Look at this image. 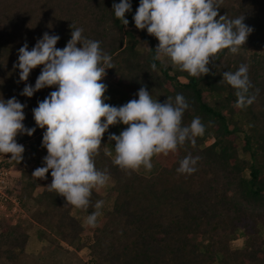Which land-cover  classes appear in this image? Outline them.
I'll list each match as a JSON object with an SVG mask.
<instances>
[{
    "label": "trees",
    "instance_id": "trees-1",
    "mask_svg": "<svg viewBox=\"0 0 264 264\" xmlns=\"http://www.w3.org/2000/svg\"><path fill=\"white\" fill-rule=\"evenodd\" d=\"M140 2L130 0L125 27L113 12V4L120 0H0V99L15 97L25 105L23 124L36 129L31 136L18 134L16 142L32 140L48 155L42 147L46 129L36 125L33 109L56 90L45 87L31 98L21 95L26 83L35 86L43 66L21 82L14 67L19 49L27 43L31 51L44 33L58 35L56 47L63 49L71 39V25L82 28L85 38L99 41L101 50L111 56L114 69H106L105 77L112 86L134 99L146 87L160 103L182 94L189 104L182 124L189 125L198 116L205 126L194 146L185 142L175 152L157 155V169L147 178L116 166L100 148L96 168L107 170L114 182L107 215L114 231L101 229V234L113 235L98 248V264H264V0H222L219 15L244 16V24L253 31L238 53L222 50L209 64V74L199 77L181 71L167 58L154 59L158 40L146 29H137L133 20ZM241 64L248 65L253 85L249 94L256 99L236 108L235 90L220 81L223 72H235ZM189 154L199 157L196 170L178 173L180 161ZM34 170L22 171L21 180L24 186L43 188L39 197L44 216L38 222L60 242L80 250L84 228L71 214L76 207L48 190L51 171L40 179L32 176ZM94 199L92 193L90 202ZM89 207L77 209L95 210L93 204ZM238 231L243 245L233 248ZM27 240L20 227L0 223V262L16 263Z\"/></svg>",
    "mask_w": 264,
    "mask_h": 264
},
{
    "label": "clouds",
    "instance_id": "clouds-1",
    "mask_svg": "<svg viewBox=\"0 0 264 264\" xmlns=\"http://www.w3.org/2000/svg\"><path fill=\"white\" fill-rule=\"evenodd\" d=\"M221 3L222 0H141L133 20L137 29H146L158 40L155 60L167 58L193 77L205 76L218 53L225 49L238 53L253 31L244 24V16L229 19L227 14L219 15ZM131 7L130 0L113 4L115 17L125 27L129 23L125 13ZM71 28V39L63 49L56 47L60 37L48 33L31 51L25 43L14 67L19 69L20 81L26 82L33 69L43 66L35 86L26 83L21 95L31 98L45 87L56 88L33 109L36 125L46 129L42 147L48 155L43 161L46 166L35 169L32 176L44 179L51 171L48 190L64 197L66 204L87 209L93 190L103 188L110 179L107 170L96 168L94 159L110 126H127L119 135L110 134L108 140L115 141L113 163L133 171L141 166L151 170L154 156L175 152L185 142L194 146L196 138L204 135L205 126L198 116L189 125L182 124L189 108L182 94H177L174 101L167 97L160 103L146 87H141L138 99L120 107L106 103L107 86L101 81L106 69H114L112 58L101 50L99 41L85 38L82 28ZM151 68L156 70V64ZM248 71V65L241 64L235 72L222 73L220 82L235 90L236 108L249 106L256 99L255 94H249L253 85ZM24 107L15 97L0 99V154H10V159L18 162L24 147L16 142L17 135L31 136L36 130L23 124ZM198 160L187 155L177 172H194ZM102 206V200L96 201L97 211L87 217L89 225L95 224Z\"/></svg>",
    "mask_w": 264,
    "mask_h": 264
},
{
    "label": "rangeland",
    "instance_id": "rangeland-1",
    "mask_svg": "<svg viewBox=\"0 0 264 264\" xmlns=\"http://www.w3.org/2000/svg\"><path fill=\"white\" fill-rule=\"evenodd\" d=\"M157 46L158 44H156ZM147 48L148 46H142L144 50H147ZM101 82L107 86V91L105 92L106 103L120 107L134 99L126 90L112 86L111 80L108 77H104ZM126 127L122 123L110 126L102 138L101 147L104 153L112 160L115 157V141L110 142L108 136L110 134L119 135ZM20 145L24 147L20 162L12 159L9 161L3 160L6 155L0 157L2 159L0 161V171L3 170L8 173L5 179L4 185L6 187L4 192L16 203L8 200L6 211L0 208V223L9 221L13 226L15 225L23 229L28 235L24 253L16 263L12 264H98V248L113 235H103L101 232L102 230H107V233H109V230L112 233L114 231L107 221L108 212L113 205L111 188L114 182L108 181L103 188L99 190L94 189L92 192L95 199L93 200L94 202H90L91 204L95 205L98 200L103 201V206L99 209L100 214L94 225L87 223V217L97 211L96 209L92 212L82 211L77 208L71 210L72 216L79 220L84 228L79 241L82 247L80 250H76L75 246H67L60 242L51 230L38 222L37 219L44 216L43 208L40 206L43 198L39 197L43 188L36 185L35 187L24 186L21 180V172L46 166L43 161L47 154L38 150L32 140ZM7 156L10 158V154ZM156 156L151 160L153 165L151 170H147L141 166L139 169L134 170V172L145 178L152 176L157 169ZM23 187H26L25 190H23ZM89 209L90 207L87 208L88 211ZM98 228L102 230L99 232L97 231ZM261 234L264 236V230L261 231ZM242 245L243 235L241 231H238L232 242V246L233 248H241ZM0 264L11 263L0 262Z\"/></svg>",
    "mask_w": 264,
    "mask_h": 264
},
{
    "label": "built area",
    "instance_id": "built-area-1",
    "mask_svg": "<svg viewBox=\"0 0 264 264\" xmlns=\"http://www.w3.org/2000/svg\"><path fill=\"white\" fill-rule=\"evenodd\" d=\"M2 159L0 158V161ZM3 160L5 161H9L10 158L6 155ZM7 172H4L3 170L0 171V208L5 210L7 209V201L10 200L12 203H15L14 201L11 200V198H9L6 193L4 192L5 190V179H6V176H7ZM5 176V178H4ZM16 204V203H15ZM18 204V203H17Z\"/></svg>",
    "mask_w": 264,
    "mask_h": 264
}]
</instances>
